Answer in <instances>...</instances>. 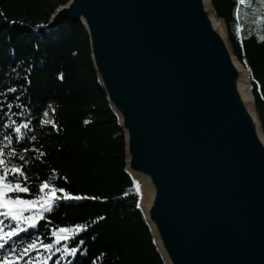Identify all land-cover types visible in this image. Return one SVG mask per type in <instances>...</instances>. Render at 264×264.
<instances>
[{"label": "water", "instance_id": "1", "mask_svg": "<svg viewBox=\"0 0 264 264\" xmlns=\"http://www.w3.org/2000/svg\"><path fill=\"white\" fill-rule=\"evenodd\" d=\"M64 21L86 31L163 264H264V132L211 0H66L42 27Z\"/></svg>", "mask_w": 264, "mask_h": 264}, {"label": "trees", "instance_id": "2", "mask_svg": "<svg viewBox=\"0 0 264 264\" xmlns=\"http://www.w3.org/2000/svg\"><path fill=\"white\" fill-rule=\"evenodd\" d=\"M65 2L0 0V152L11 162L5 166H23L29 177L30 193H20L21 198L38 197V185L47 181L50 187L98 199L57 200L36 227L21 224L26 231L6 238L0 257L12 248L19 255L38 238L18 264H163L124 171L123 131L97 82L82 23L42 27ZM211 2L226 24L235 55L249 71L264 132V20L257 37L243 27L237 30L243 0ZM25 123L27 129L21 127ZM16 127H21L19 134ZM14 223L6 220L0 235ZM77 224L87 227L51 250L40 247L55 239L53 228ZM65 246L77 248L76 254L64 253Z\"/></svg>", "mask_w": 264, "mask_h": 264}, {"label": "snow or ice", "instance_id": "3", "mask_svg": "<svg viewBox=\"0 0 264 264\" xmlns=\"http://www.w3.org/2000/svg\"><path fill=\"white\" fill-rule=\"evenodd\" d=\"M51 107V106H49ZM51 123V121H48ZM21 127L27 129L28 124H23ZM21 127H16L15 132L19 134L21 132ZM19 135L17 139H19ZM7 140L8 137L5 136ZM35 139V137H32ZM9 155L15 156V152L10 153ZM21 160H24V157H20ZM11 162H6L3 158L2 152H0V166H2L3 174H0V231H3L2 226L5 224L6 220L14 221V225L10 228L9 231L0 235V250L5 248V239L16 236L21 231H26V228H21V224H25L28 227H36L37 221L44 218L45 212L53 211V206L57 200H83V199H98V197H87L82 195H73L68 193L63 188H55L54 186L50 187L47 181L42 182L38 185V191L40 195L36 198L25 199L21 198L20 193L28 194L30 193V188L27 185L29 177L25 174L23 166L21 167H7L5 166ZM27 163V161H25ZM23 177V181H21ZM15 181L14 183L12 181ZM62 193V195L57 196L56 193ZM11 194H15L13 198ZM26 213H30L26 215ZM99 219H103L100 217ZM95 223V221H93ZM86 225L81 226L79 224L74 227H59L53 228L51 234L54 236V240L51 243H41L40 247L45 250H51L54 244H59L61 241H68L72 239L75 234L79 231H83ZM69 233L73 235L70 236ZM38 238L33 239L31 243L23 249L19 255H14L16 252L15 248L10 249L6 254L0 257V264H18L30 249L37 246ZM81 244L84 241H80ZM56 252H61V248L57 247ZM64 253L76 254L77 248L65 246L63 248ZM40 253L37 252V256ZM11 257V259H10Z\"/></svg>", "mask_w": 264, "mask_h": 264}, {"label": "rangeland", "instance_id": "4", "mask_svg": "<svg viewBox=\"0 0 264 264\" xmlns=\"http://www.w3.org/2000/svg\"><path fill=\"white\" fill-rule=\"evenodd\" d=\"M242 0H238L240 2ZM240 22L237 30L243 27L244 32L262 36L261 25L264 20V0H243L238 3ZM58 196V194H56Z\"/></svg>", "mask_w": 264, "mask_h": 264}, {"label": "bare ground", "instance_id": "5", "mask_svg": "<svg viewBox=\"0 0 264 264\" xmlns=\"http://www.w3.org/2000/svg\"><path fill=\"white\" fill-rule=\"evenodd\" d=\"M211 17V20L213 22V25L222 33L224 31V24L223 22L221 21V19L217 18L216 16ZM236 62V61H235ZM237 64V62H236ZM237 66L239 67V65L237 64ZM240 87L243 89V97L246 99V98H250V94H249V90L247 91L246 88H245V85L242 84V81L240 82ZM245 88V89H244ZM246 90V91H245ZM248 95V97H247ZM261 138L263 139L264 141V135H261ZM141 177V176H140ZM139 176H136V178H134V184L136 186V188L138 189V191L140 192L141 196H142V202L145 204L147 203V201L149 200V197H150V194H151V188L146 185V183L144 181H146L144 178H140ZM57 194V193H56Z\"/></svg>", "mask_w": 264, "mask_h": 264}]
</instances>
